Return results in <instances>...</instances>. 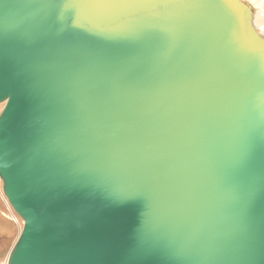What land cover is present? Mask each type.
<instances>
[{
	"label": "water",
	"instance_id": "water-1",
	"mask_svg": "<svg viewBox=\"0 0 264 264\" xmlns=\"http://www.w3.org/2000/svg\"><path fill=\"white\" fill-rule=\"evenodd\" d=\"M0 103L8 264H264L248 4L0 0Z\"/></svg>",
	"mask_w": 264,
	"mask_h": 264
},
{
	"label": "rangeland",
	"instance_id": "rangeland-1",
	"mask_svg": "<svg viewBox=\"0 0 264 264\" xmlns=\"http://www.w3.org/2000/svg\"><path fill=\"white\" fill-rule=\"evenodd\" d=\"M2 110H0V113L2 112ZM2 183H3V181L0 177V186L1 187H2ZM1 193L2 192H0V202H2V203H0V211H3V213L5 215L0 216V220H1L0 221V259L6 260V259H8L12 248L16 244V242H17V240H18V238L22 232V225H24V221L20 217V215L16 213V211L14 210V208L12 206H11V208H12V210H14L15 215L18 219L14 218V217L12 218L11 216L9 217L8 212H10V211L8 210L9 209L8 205H6V204H8L7 203L8 198L7 199L3 198L6 195H4L5 193L4 194H1ZM2 195H4V196H2ZM17 215H19V216H17Z\"/></svg>",
	"mask_w": 264,
	"mask_h": 264
},
{
	"label": "bare ground",
	"instance_id": "bare-ground-1",
	"mask_svg": "<svg viewBox=\"0 0 264 264\" xmlns=\"http://www.w3.org/2000/svg\"><path fill=\"white\" fill-rule=\"evenodd\" d=\"M241 1L246 3V4H248L251 7V9H252V23H253V26L256 29V31L260 34V36L264 38V4H261L260 0H255V2H250V0H241ZM4 105H5V103H0V110H2L4 108ZM0 190H1L0 192H2L1 194H4V192H3V183H2V187L0 186ZM4 195H2V196H4ZM3 198L7 199L6 196H4ZM0 203H2V202H0ZM7 203L8 204H6V205H8V208H9L8 210L10 211V212H8L9 217L11 216L12 218L13 217L17 218L16 215H15L14 210H12V208H11L12 205L9 203V200H8ZM17 216H19V215H17ZM22 229H23V225H22ZM6 261L7 262L9 261V257H8V259H6Z\"/></svg>",
	"mask_w": 264,
	"mask_h": 264
},
{
	"label": "snow or ice",
	"instance_id": "snow-or-ice-1",
	"mask_svg": "<svg viewBox=\"0 0 264 264\" xmlns=\"http://www.w3.org/2000/svg\"><path fill=\"white\" fill-rule=\"evenodd\" d=\"M250 2H255V0H250ZM260 3L264 4V0H260ZM3 215H5L3 211H0V216H3ZM0 264H8V262L6 260L0 259Z\"/></svg>",
	"mask_w": 264,
	"mask_h": 264
},
{
	"label": "clouds",
	"instance_id": "clouds-1",
	"mask_svg": "<svg viewBox=\"0 0 264 264\" xmlns=\"http://www.w3.org/2000/svg\"><path fill=\"white\" fill-rule=\"evenodd\" d=\"M237 132H241V130H237Z\"/></svg>",
	"mask_w": 264,
	"mask_h": 264
}]
</instances>
